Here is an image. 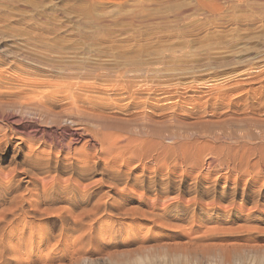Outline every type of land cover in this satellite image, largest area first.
<instances>
[{
  "label": "bare ground",
  "instance_id": "obj_1",
  "mask_svg": "<svg viewBox=\"0 0 264 264\" xmlns=\"http://www.w3.org/2000/svg\"><path fill=\"white\" fill-rule=\"evenodd\" d=\"M108 1L118 10L84 13L100 34L92 45L57 39L67 31L59 28L0 29L5 68L24 73L23 80L0 73V118L12 117L5 109H24V148L9 143L10 131L0 138V264L21 248L30 263L55 264L85 253L87 239L117 244L121 229L135 226L147 243L153 231L162 241L179 207L192 220L187 246L226 255L254 249L264 240V145L254 143L250 127L260 131L264 120L223 118L219 104L194 97L176 104L181 95L167 89L192 37L184 22L219 14L221 4L194 0L156 13L150 0ZM230 124L239 135L225 131ZM211 198L219 202L203 204ZM127 204L137 206L124 210ZM108 209L119 217L104 229ZM249 222L257 226H220Z\"/></svg>",
  "mask_w": 264,
  "mask_h": 264
},
{
  "label": "rangeland",
  "instance_id": "obj_2",
  "mask_svg": "<svg viewBox=\"0 0 264 264\" xmlns=\"http://www.w3.org/2000/svg\"><path fill=\"white\" fill-rule=\"evenodd\" d=\"M150 1L147 7L149 10L164 13L183 4L189 5L194 0ZM209 1L214 3L215 0H205V3ZM253 1L254 3H252ZM217 3L221 4V9L223 8L219 14L206 13V15L195 16L184 22L189 26V31L193 30L190 35L192 37L189 36L190 38L185 41L187 47L183 51L185 56L184 62L182 61L183 65H179L178 70L169 72L171 82L167 89L181 95L182 99L172 100L176 104L180 103L181 100L194 97L208 104H219L218 106L223 111L221 110L217 116L221 115L223 118L235 120L247 116L248 118L264 120V0H249L247 3L242 2V0H218ZM117 10L118 7L112 5L108 0H96L93 5L88 4L86 0H0V29L24 28V30L36 31L35 28L37 30L39 28V30L59 28L67 31H62L61 37L59 35L57 39L61 38L60 40H62L64 38L65 40L92 45L97 43L100 34L97 32L98 30H94L84 22V13L90 12L91 15L99 16L104 11V13H113ZM2 17H5L6 20L2 21ZM242 20L243 22H241ZM177 42H172V45L177 44ZM1 46L0 49H2ZM3 52L5 49L0 50V73L8 79L20 80V77L23 80L24 73L12 67L5 68L4 65L7 62L4 60L6 58L1 55ZM179 99L180 101H178ZM8 109L5 110L12 117L10 119L0 118V138L2 134L10 131L6 133L9 143L22 141L24 148V109L17 106ZM211 115L208 111L202 117L208 121V119L211 120ZM25 116L27 120L30 118L29 115ZM15 118L20 120L18 126L12 125L11 120ZM231 125L226 126L225 131L232 132L236 136L239 135L238 127ZM250 132L257 138L254 143L264 145V127L260 131L250 127ZM44 142L47 145L49 143L48 140ZM232 176L225 175V178L233 179L234 176ZM23 188L20 192L22 195L24 194ZM169 197L174 198L176 195L171 193ZM202 202L203 204H215L219 200L211 198ZM135 206L137 205L127 204L124 210L132 209ZM180 210L181 207L176 209L177 212L165 221L168 230L161 237L166 236L162 241H158L160 234L157 231L152 232L154 236L147 243L146 235L143 236L144 230L140 232V228L136 226L133 230L121 229L117 244L114 242L99 243L97 238H94L93 241L87 239L85 245H87L88 250L85 253L74 254L73 257H66L63 261L55 264H136L139 259L149 260L150 264H258L261 261L264 262V240L258 245L260 247L256 246L257 248L252 249L241 246L229 252L228 255L217 248L207 247L206 249L195 250L193 247L187 246L186 239L191 234L190 223L192 220L183 216ZM118 217L108 209L105 215L101 216L100 223L106 229L118 220ZM260 221L259 227L264 228L262 219ZM22 223L24 221L19 220L18 226ZM122 223L128 226L130 224L128 220H122ZM144 225L147 227L146 222ZM239 225L257 226L256 223L250 222L234 223V225L230 223L220 224L221 228ZM14 226L13 231L17 225ZM218 226L219 223L209 224L211 229ZM53 230L55 231V228ZM138 233L139 236H135ZM77 236L78 234L74 235V238ZM66 242L69 241L62 242V244ZM15 244L16 239L12 247ZM23 249L21 248L18 252L15 251L19 255L16 254L15 257L12 255L15 254L14 251H9L10 253L7 255L4 253L6 255L4 259L6 257L8 259L6 264H24V262L26 264H40L38 259L30 263L28 260L31 259V255L28 253L29 256H26L28 251ZM224 256L227 259L230 258L229 263L226 262L227 260L225 261V258H222Z\"/></svg>",
  "mask_w": 264,
  "mask_h": 264
}]
</instances>
